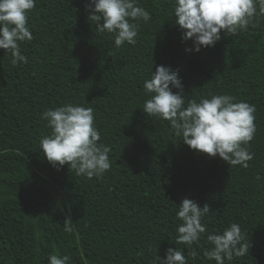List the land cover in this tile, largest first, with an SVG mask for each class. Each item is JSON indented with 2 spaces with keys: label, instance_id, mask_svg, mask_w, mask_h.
<instances>
[{
  "label": "trees",
  "instance_id": "trees-1",
  "mask_svg": "<svg viewBox=\"0 0 264 264\" xmlns=\"http://www.w3.org/2000/svg\"><path fill=\"white\" fill-rule=\"evenodd\" d=\"M87 2L36 0L28 13L33 39L20 43L27 63L13 65L0 49V264H48L50 254L71 264H158L169 247L187 255L176 244L185 198L210 208L187 264H216L203 255L212 247L207 235L231 223L250 248L225 264H264V16L189 52L176 0H139L152 19L139 21L135 45L117 48L113 34L96 31ZM160 65L179 70L186 100L227 94L255 105L248 167L191 149L168 121L143 111L150 98L143 83ZM67 103L94 110L98 143L112 149V167L100 177L68 164L57 170L40 149L51 134L43 112Z\"/></svg>",
  "mask_w": 264,
  "mask_h": 264
},
{
  "label": "clouds",
  "instance_id": "clouds-1",
  "mask_svg": "<svg viewBox=\"0 0 264 264\" xmlns=\"http://www.w3.org/2000/svg\"><path fill=\"white\" fill-rule=\"evenodd\" d=\"M35 4L36 0H0V49L11 54L13 65L27 63L20 43L33 39L28 13ZM85 8L90 21L97 22L96 31L113 34L117 48L125 43L135 45L139 21L152 19L151 13L139 6V0H88ZM257 15L264 16V0H176L174 6L182 40L193 42V48L186 49L189 52L214 47L222 31L235 35L246 30ZM143 88L150 94L143 111L149 117L168 121L184 144L210 157L218 155L231 166L248 167V161L254 158L248 145L256 131L255 105L235 102L236 98L227 94L186 100L179 70L171 66L156 67ZM41 118L47 121L51 134L41 138L40 149L57 170L68 164L77 175L92 179L111 169L112 149L98 143L101 136L92 108L67 103L45 110ZM178 206L176 216L181 223L176 229V244L185 245L187 255L184 249L169 247L165 257H156L158 264H187V258L195 259L198 253L193 245H199L207 231L203 221L210 212L208 204L201 207L195 200L185 198ZM71 225V219H66L65 231L70 232ZM207 242L212 247L204 249L203 255L216 264L243 257L250 248L237 223H231L222 233H209ZM48 264H71V257L50 254Z\"/></svg>",
  "mask_w": 264,
  "mask_h": 264
}]
</instances>
